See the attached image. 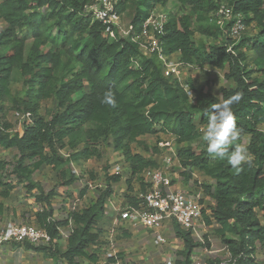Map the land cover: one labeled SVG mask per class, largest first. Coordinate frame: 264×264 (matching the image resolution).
I'll list each match as a JSON object with an SVG mask.
<instances>
[{
	"label": "trees",
	"instance_id": "obj_1",
	"mask_svg": "<svg viewBox=\"0 0 264 264\" xmlns=\"http://www.w3.org/2000/svg\"><path fill=\"white\" fill-rule=\"evenodd\" d=\"M95 1L0 0V20L4 21L0 27V147L15 151L12 161L0 160V187H4L0 193L9 196L19 184L28 193L37 188L36 202L43 208L35 213V220L57 239L51 245L62 239L59 227L71 224L66 249L55 264L96 262L98 255L90 247L99 243L98 225L121 175L110 176L92 204L57 219L51 202L54 192H46L35 174L51 166L57 185L70 186L77 180L71 166L100 157L106 142L128 164L127 198L137 206L132 183L139 180L145 188L143 172L158 167L164 152L158 143L150 145L141 137L171 134L180 175L190 182L195 171H203L211 179L199 184L214 201L210 214L203 215L204 222L215 223L230 257L210 255L205 262L264 264V224L259 217V210L264 213V129L260 127L264 125V0H175L180 9L178 14L169 13L161 38L163 52L169 57L178 55L194 68L223 70L227 84L219 96L207 88L210 79L200 84V72H185L186 81L167 76L157 54H146L131 37L105 35L104 24L86 9ZM168 1L120 0L117 9L139 28L156 6L166 7ZM222 3L240 12L248 28L254 23L257 29L248 34L247 28L233 52L228 51L233 43L229 33L211 20V13ZM15 81L22 83V94L13 92ZM187 87L193 90V98ZM109 90L115 94V107L101 103ZM237 92L242 99L232 107L241 134L248 135L246 145L253 156L252 166L245 165L239 172L226 160L210 157L199 130V125L207 124L204 109ZM48 99L56 101L57 109L44 116L40 109ZM8 102L21 116L31 113L32 122L24 118L22 132L14 131L6 118L11 108ZM135 143L144 153L134 150ZM65 148L73 152H62ZM85 193L83 188L81 197ZM174 227L184 246L177 250L173 264H194L195 251L211 247L207 235L201 242L175 221ZM26 247L47 250L31 243Z\"/></svg>",
	"mask_w": 264,
	"mask_h": 264
},
{
	"label": "built area",
	"instance_id": "obj_2",
	"mask_svg": "<svg viewBox=\"0 0 264 264\" xmlns=\"http://www.w3.org/2000/svg\"><path fill=\"white\" fill-rule=\"evenodd\" d=\"M120 0H96L86 9L92 13L95 19L100 20L104 26L105 35L111 38L131 37L137 42L140 49L146 54H157L163 61L165 74L173 75L181 78L184 69L194 68L184 64L179 59L175 60L167 56L163 52L161 46V38L165 34V26L169 20V12L166 7L159 5L149 14L148 17L140 24L139 28L134 27L132 23L125 22L123 16L118 12L117 6ZM211 20L215 21L223 30L229 33L233 43L229 46L228 51H234L233 46L237 44L242 34L247 30L243 15L234 12L229 5L222 3L212 13ZM196 68V67H195ZM198 68H201L198 66ZM192 70V69H191ZM188 95L193 98V90L187 87ZM191 93V95L189 94ZM24 118L27 123L32 122L31 113L21 116L19 127L14 131H23ZM169 135V134H167ZM170 139H161L158 145L164 149L160 158L159 166L155 168H147L143 172L146 177L145 188L139 187L132 194L137 198V206L126 205L120 210L118 223L132 224L134 226H144L149 229H159L167 219L177 222L181 228L191 230L195 238L204 242L202 230L206 228L204 222V213L210 214V209L205 203L204 192L193 191L186 188H174V179L179 176L174 171L177 166L180 167L177 157V145L175 137L169 135ZM92 187L89 182L88 186ZM115 190V189H114ZM39 193L34 188L30 194V198L36 202V195ZM115 193V192H114ZM74 209H76L74 207ZM71 228V224H69ZM65 227H59L62 238L68 239L70 231L64 232ZM204 231V230H203ZM156 241L160 244L166 243V238L162 234L156 235ZM57 242V239L44 228L34 222H7L0 225V255L2 247L6 244H16L25 248L28 243L36 246H48ZM204 248L203 252H195L192 256L194 264H207L205 257L212 252L211 248ZM225 258L230 257V252L225 246ZM208 255L205 256L204 255ZM108 258H117L116 250H112L107 254ZM177 258V251H170L166 256L163 264H173Z\"/></svg>",
	"mask_w": 264,
	"mask_h": 264
},
{
	"label": "crops",
	"instance_id": "obj_3",
	"mask_svg": "<svg viewBox=\"0 0 264 264\" xmlns=\"http://www.w3.org/2000/svg\"><path fill=\"white\" fill-rule=\"evenodd\" d=\"M113 159L114 161H124L123 155L120 153H117ZM177 168H179V166L176 167V170L180 172V170ZM197 175H203V179H207V181L211 182V179L203 171H195L193 179H191L188 183L189 185L184 184V182L181 181L182 176L179 175L174 179L173 187L189 189L188 187L195 184ZM127 177L121 176V180L114 183L113 186L115 193H113V195L107 200L105 205V213L101 220L104 224L101 226L98 225V227H102L103 229L99 237V243L90 247L91 251H95L97 253L98 260L96 262L82 260V264H163L166 260L167 254H169L170 251H177L183 248L184 242L182 239L176 236L174 221L171 219H167L159 229H149L141 225L134 226L129 223H118L120 210L129 203L127 198V195L129 194L126 184ZM19 186L23 185L19 184L14 188H19ZM139 186L142 187L141 184H139ZM61 189L62 193L60 196H58L56 199H51L53 208H55L57 205L58 207L70 206L69 198L66 197L68 193L67 186H61ZM199 191L202 192L203 190H197L196 192ZM203 194L206 204L208 203L209 205H212L214 203L213 199L209 196H205V193ZM12 196L13 195H11V191L9 196H4L0 193V225L7 222H13L12 220H14L16 223L17 221L15 220L21 219L22 213L25 215L28 213L25 211H29L34 215L32 219H34V222L36 223L35 213L38 210H41L43 206L32 200L28 192H24L23 195L20 196L19 200L13 199ZM80 198L81 199H78L77 203L80 207H84V204L87 200L82 197ZM23 201H27L30 206L26 207ZM71 209H74V207ZM65 211L69 212L71 210L67 208ZM54 215L56 214L54 213ZM18 222L22 221L19 220ZM214 228H216L215 223H213V225H206V228L203 230L211 231ZM70 229L71 228L67 226L65 227L64 232H68ZM157 233L165 236L167 240L165 244H160L156 241ZM60 241L67 245V238L63 237ZM115 246L116 249H119V252L116 251L117 255L119 254V256H123V258L119 256L117 258L107 257V254L113 250L112 247ZM223 246L224 245L222 244L221 240L215 241L210 247L212 252H210L208 255L225 256V251H223L222 248ZM203 249L204 248H198L195 252L201 254L204 251ZM47 255V250H36L29 247L22 248L11 243L2 247L0 264H54V261L49 260ZM208 255L205 254L204 257Z\"/></svg>",
	"mask_w": 264,
	"mask_h": 264
},
{
	"label": "rangeland",
	"instance_id": "obj_4",
	"mask_svg": "<svg viewBox=\"0 0 264 264\" xmlns=\"http://www.w3.org/2000/svg\"><path fill=\"white\" fill-rule=\"evenodd\" d=\"M168 12L170 13V11L178 14L179 13V4L175 1V0H169L166 6ZM123 19L125 22H129V18L127 16V13H124L123 15ZM4 25V21L0 20V27H2ZM257 32L256 26L254 23H252L249 28H248V34H255ZM195 38L199 39L201 38V34L199 32H197L195 34ZM250 54V52H249ZM172 58H174L175 60L179 58L178 55H173L171 56ZM191 69L194 72H200L199 74L201 75V79L202 81L200 82V84H204L207 83L205 79H210L211 81L208 83L207 88H210L212 90V92L216 95H220L221 94V88L223 85H226L227 82L225 80L224 77V71L221 69H216L213 67H209V66H205L203 68H187L184 69L182 74H181V78L184 79V81H186L185 79L187 78V75L185 72H191ZM208 69V70H207ZM11 87L13 89V92H22L23 86L22 83L19 81H15L11 84ZM22 94V93H21ZM8 106H11V108L8 110L7 112V116L6 118L12 122L13 124V130H15L16 128L19 127V122L21 120V114L20 111L15 109V107H12V104L10 102H8ZM56 101L54 99H48L45 100L42 103L40 112L42 115H48L50 111H54L56 110ZM201 127H205L203 125H199V129ZM261 128L264 129V125L260 126ZM170 139V136L164 133H160L158 135H145L143 137H141V139L145 140L148 144L150 145H156L158 143V141L160 139ZM248 141V135L247 134H241L239 141H237L238 143H243L246 145ZM192 145L196 148V150H199V145L197 144V142H193ZM101 150H102V154L100 157H92L90 159L87 160H81L79 162H75L73 164L72 167V172L75 174L77 180L75 181V183H73L70 186H67V196L69 198V202H70V206H59L58 205L54 208L55 211L54 213L55 218L57 219H64L67 216L68 211H65V209H69L72 210L71 208L73 207H80L79 204L77 203L78 199H81V190L83 188H85L86 193L82 196V198H85L87 201L85 202V206L92 204L96 198H97V194L99 193L100 189H104L107 185V179L110 176L113 175H121L122 177H127L128 176V164L126 161H119L116 160L114 161V156L119 153V151H116L112 145H108L106 144V142H104L101 145ZM134 150L135 151H140L142 153L143 150L141 149V147L135 143L134 144ZM62 152H73L71 150H69L68 148L62 149ZM147 154V153H146ZM149 155V154H147ZM13 159H15V151L11 150V149H4L2 147H0V160L1 161H12ZM177 169H181V168H177ZM174 171H177L176 169ZM177 173L180 175V172L177 171ZM182 176V175H181ZM203 175H197L196 180L198 183H195L194 185L188 187L189 189L193 190V191H197V190H201L202 187L199 185L200 183H210V181H207V179H203L202 178ZM35 180L38 181L42 188L45 189L46 192L49 191H53L54 192V196L52 197V199H56L58 196H60V194L62 193V189L60 185H57L58 183V178L56 175V171L51 167V166H45L43 167L41 170H39L35 176H34ZM146 177H142L143 180H145ZM9 177L5 178V181H8ZM210 180V179H209ZM181 181L184 182V184L189 185L188 181L186 180L183 176L181 177ZM91 182L92 183V187L89 185L88 187V183ZM140 181L136 180L133 183V187L134 189H138L140 186ZM66 187V186H65ZM4 187L1 186L0 187V192L1 190H3ZM203 190V189H202ZM24 192H27L26 189L24 188V186H19V188H14L11 190V195H13V199L19 200L20 196L23 195ZM89 193V195H88ZM207 196V195H205ZM23 203L26 205V207H29L30 204L27 201H23ZM75 203V204H74ZM206 203V202H205ZM208 208H210L209 204H206ZM28 212L26 215L22 213L21 215V219H16L15 221H19L21 220L22 222H34V219H32V217L34 216L33 214H31L29 211H25ZM259 217L262 221V223L264 224V213L263 211L259 210ZM103 218V217H102ZM14 222V220H12ZM35 223V222H34ZM102 221L99 222V226H101ZM104 226V225H103ZM99 230H101V232L103 231L102 227H98ZM203 235H207V238L210 242V244L212 245V243H214L217 240H221L219 235L216 233V228L212 229L211 231H203ZM39 246H43L44 245H39ZM47 249V253H48V257L49 260L54 261V264L56 263V258L58 261L59 255L66 249V244L62 241H59L55 246L54 245H48L45 247ZM112 249L116 250L117 252H119V249H116L115 247H112ZM54 252V253H53ZM54 254L56 255V257L54 256ZM121 254V253H120ZM259 255H263V252L259 251ZM119 256V254L117 255ZM122 257L123 256H119ZM51 258V259H50Z\"/></svg>",
	"mask_w": 264,
	"mask_h": 264
},
{
	"label": "clouds",
	"instance_id": "obj_5",
	"mask_svg": "<svg viewBox=\"0 0 264 264\" xmlns=\"http://www.w3.org/2000/svg\"><path fill=\"white\" fill-rule=\"evenodd\" d=\"M241 99L242 94L237 92L227 99L221 97L219 102L206 107L204 115L207 118V124L199 129L202 139L207 143V152L210 157L214 160H226L237 172L241 171L245 165L251 167L253 163V156L247 145L237 142L241 136V129L237 126L232 106L238 104ZM101 103L115 107L114 92L106 91ZM232 145L234 148L230 150Z\"/></svg>",
	"mask_w": 264,
	"mask_h": 264
}]
</instances>
